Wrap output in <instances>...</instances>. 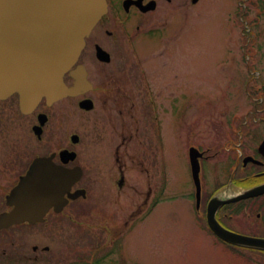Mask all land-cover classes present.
Listing matches in <instances>:
<instances>
[{"label": "flooded vegetation", "instance_id": "af4514ba", "mask_svg": "<svg viewBox=\"0 0 264 264\" xmlns=\"http://www.w3.org/2000/svg\"><path fill=\"white\" fill-rule=\"evenodd\" d=\"M107 1V13L87 37L86 45L77 63L65 75L67 85L73 86L78 81L73 72L76 73L79 66L84 72L86 71L80 94L64 97L52 104H48L43 99L31 113L22 111L17 96L0 100V125L7 124L1 122V119L6 120L12 114L21 121L32 117L31 129L40 144L38 149L31 150L30 140L25 131H19L15 124H10L17 132L9 134L0 126V264H159L157 261L150 263L127 261L123 259L125 257L121 250L123 245L117 246L112 242L134 228L136 222H140L141 217L148 210L151 212L147 217L162 202L173 203L178 199L174 194L172 164L174 149L179 145L188 153L190 184L184 197L180 198L181 202L177 201L175 205L189 212L185 217L187 222L184 220V226L189 228V236L192 238L207 236L211 240V247L221 244L225 248L229 247L234 256L255 264H264V249L238 246L221 240L212 230L208 217L209 204L215 194L222 193L220 194L222 199L229 200L245 189L264 184V147L261 148L264 141V116H256V110H262L260 105L264 100L258 102L256 109H250L244 116L237 113L222 114L209 122L208 131L205 125H200L196 134L184 135L186 137L181 141H175L171 101L175 91L173 77L165 74V78L168 79L167 100H158L156 92L161 79L152 72V65L148 66L151 70L145 65L144 56L151 50L147 45H141L142 42L146 41L147 44L150 40L162 44L171 37L169 20L166 23H158L150 18L157 12L172 13L174 0ZM190 3V0H182L181 5L176 6L177 10L186 14L189 6L195 5ZM246 13L248 16L249 12ZM243 34L249 33L243 31ZM166 49L168 48L164 50ZM243 49L249 50L248 43ZM168 55L163 50L159 52L160 59ZM131 64L135 68L134 72ZM166 72H168L167 68ZM116 94L118 96H114ZM139 99L141 102L138 106ZM64 100L76 101L86 116L87 138L84 145H88L87 154L92 161V164L89 162L91 164L89 169L93 167L100 173L105 172L100 157L110 144L111 138L116 136L119 141L112 153L114 168L117 167L116 170L121 175L123 183L127 158L132 157L128 148L133 142L142 144L145 141L146 146H150L147 150L154 173H151L150 165L148 168L141 159V154L137 158L134 155L133 158L134 166L142 165L147 170L149 181L148 190L143 194L144 199L135 204V210L130 217L128 215L127 218L120 220L115 214H104L100 211L93 213L96 207L86 214L91 217L100 216L103 223H92L91 226L99 227L102 235H112L111 245H104L108 248L107 251H101V248H89L88 252L84 251L88 250L86 248H61L55 245L58 242L56 231L63 220H69L77 229L79 198L70 199L61 211H57L52 206L40 221L10 223L6 220L7 215L15 208L11 197L13 190L37 163L39 168L43 167L46 171L43 174L44 170L40 168L42 175H39V178L54 177L53 171L62 169L72 170L75 173L77 170L80 171L79 180L68 185L65 196L68 197L78 189H86L89 197L94 193L91 183L84 181L87 169L79 146L85 136L74 126L75 117H67L65 121V124H68L67 119H69L71 124L68 139L62 141L58 132L61 121L55 111L53 112V108ZM85 100L88 101L83 102ZM111 100L113 106L110 105ZM135 111L139 112V115ZM43 113H46L48 118L39 130L37 125ZM42 117L45 118L43 115ZM142 123L145 128L140 132L139 125ZM142 134L144 140H141ZM194 148L203 153L200 157V194L190 164V153ZM222 156L224 159L229 158L230 161L224 177L221 175V170L217 173L212 171L215 164L210 170L208 168L209 162H215V158ZM249 156H253L259 162L248 161L245 164L244 160ZM213 169L215 171V168ZM237 173L241 174L239 179L236 178ZM137 186L138 183L135 182L132 187L138 190ZM138 195L142 196V192L139 191ZM184 205L187 206V210ZM215 216L227 229L248 236L264 237V192L254 197L226 201L219 205ZM164 221L167 222L165 224L167 226L169 221L163 218L159 223ZM113 224L115 226L110 228ZM80 225H83V222ZM164 232L168 233L165 230ZM95 241L98 242L97 239ZM194 245V248L204 247ZM116 253L124 257L112 258V254Z\"/></svg>", "mask_w": 264, "mask_h": 264}, {"label": "rangeland", "instance_id": "374dc122", "mask_svg": "<svg viewBox=\"0 0 264 264\" xmlns=\"http://www.w3.org/2000/svg\"><path fill=\"white\" fill-rule=\"evenodd\" d=\"M181 1L174 0L172 13L157 12L153 14L154 17L150 18L158 23H166L169 20L171 24L169 35H172L167 39L168 43L166 44V41L161 44L154 40H150L147 44L146 41L141 43L151 50L144 56L145 65L147 67L152 65V72L161 79L156 92L158 100H167L166 83L168 79L165 78V74L173 77L175 91L171 101L175 141H181L188 134H196L200 125H205L208 131L209 122L219 117L221 112L224 115L236 111L242 114L255 108L258 100L251 99L245 87L250 75L249 68L253 72L251 83L257 87L264 86V8L261 10L264 0H253V3L249 0H200L194 6H189L186 14L177 10L176 6L181 5ZM246 10L249 11L248 18L245 15ZM248 23L252 26L253 33V41L252 39L250 41L252 45L249 47L250 59L248 55L244 56L242 36V31ZM165 48L169 50H164ZM162 50L167 55L169 51V55L160 59L159 52ZM247 60L248 62L250 60L251 67L248 63L246 64ZM131 68L134 72L133 65ZM258 93L257 96L264 97V87ZM140 102L141 99L138 100V106ZM110 105H114L112 100ZM260 108H262L261 111L256 110V116L259 117L264 116V107L260 105ZM54 111L61 121L58 132L62 141L68 139L70 132L69 119H67L68 124H65L67 117H75L74 126L85 136L83 143L79 146L87 169L84 181L91 183L90 186L94 192L92 196L86 199L80 198L77 201V229L70 224L69 220L61 222L56 231L58 242L55 245L61 248H86L88 250L84 251L89 252V248L97 247L95 240H100L98 237L104 239L99 227H92L91 224L103 223V221L98 215L91 217L86 214L96 207L104 214H115L120 220L127 218L128 215L130 217L132 211L135 210V204L144 199L143 194L148 190L149 181L147 170L142 165L134 166L133 158L134 155L137 158L141 154V159L145 161L148 168L150 165L151 173H154L147 150L150 146H146L144 141L142 144L133 142L128 148L132 157L127 158L123 184L121 183L122 177L116 170L117 167L114 168L112 154L119 139L113 136L100 157L101 163L105 166L102 167L105 172L100 173L93 167L89 169L92 161L87 154L89 153L88 145H84L87 138L86 116L74 100L59 102L53 108ZM136 113L139 115V112ZM1 122L7 123L0 126L9 134L17 132L16 128L10 124H15L19 131H25L30 140L31 150L40 147L31 129L32 117L21 121L15 114H12L6 120L1 119ZM139 127L140 132L143 131L144 123ZM21 138L24 139V137ZM141 140H144L143 134ZM187 154L181 145L173 152V187L175 197L178 198L175 202H181L180 198L184 197L190 184ZM215 162L208 163L209 170L215 164L213 167L215 171L213 168L212 171L217 173L221 170V175L224 177L230 163L229 158L218 157L215 158ZM240 175L237 173L236 178L239 179ZM135 182L138 183V190L132 187ZM139 191L142 192V196L138 195ZM175 202L164 201L149 217L147 216L150 213L143 215L134 228L122 234L123 248L121 250L125 257L116 253L112 254V258L124 257L123 259L131 262L157 261L159 264H255L234 256L233 252L228 249L229 247L225 248L224 245L218 244V246L211 247V240L207 236L190 237L189 228L184 226L188 212L187 206L184 205L187 210L185 212L175 205ZM96 209L92 212H98ZM161 218L169 221L167 226H165L166 221L159 223ZM82 222H84L83 225H80ZM113 226L115 225L113 224L110 228ZM156 226H158L157 229H155ZM194 244L205 248H194Z\"/></svg>", "mask_w": 264, "mask_h": 264}, {"label": "water", "instance_id": "95a60500", "mask_svg": "<svg viewBox=\"0 0 264 264\" xmlns=\"http://www.w3.org/2000/svg\"><path fill=\"white\" fill-rule=\"evenodd\" d=\"M106 12V0H0V98L19 93L23 108L29 112L43 97L54 102L78 93L82 83L69 88L64 83V74L76 62L86 36ZM40 168L45 174V169ZM40 168L35 164L13 190L15 208L7 215L8 222L41 220L50 207L60 209L66 203L64 194L73 177L63 169L56 171L54 177L39 178ZM199 171L196 158L193 173L198 184ZM263 192L264 186L257 187L236 198ZM79 193L85 192L71 197ZM219 199L223 201L215 197L213 203H222ZM216 209L214 205L209 221L223 239L264 249V238L237 234L222 227L215 219Z\"/></svg>", "mask_w": 264, "mask_h": 264}]
</instances>
